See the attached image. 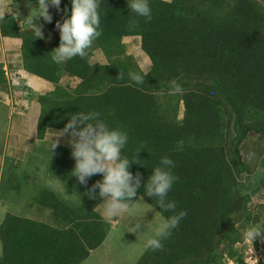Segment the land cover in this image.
Here are the masks:
<instances>
[{"label":"trees","instance_id":"trees-1","mask_svg":"<svg viewBox=\"0 0 264 264\" xmlns=\"http://www.w3.org/2000/svg\"><path fill=\"white\" fill-rule=\"evenodd\" d=\"M263 1L149 0L152 18L146 20L135 17L126 0H99L101 34L87 53L101 50L106 64H91L85 56L57 64L51 57L59 44L58 29L36 37V29L21 28L13 13L1 17L0 37L21 40L24 70L55 86L38 96L37 141L50 143L48 131L62 129L71 112H99L111 127L127 133L124 154L146 164H130L133 174H141L133 205L140 197L155 205V198L144 196L143 183L161 156L174 161L178 179L168 199L186 215L161 249L147 248L136 264H246L239 246L244 229L257 219L248 205L253 186L264 189V157L251 173L241 154L248 134L264 140ZM65 6L70 14V0H61L60 12L50 6L61 22ZM133 19L138 23L130 25ZM130 36L141 37V48L152 61L140 84L127 76L129 71L144 74L126 54L122 40ZM63 73L79 84L61 85ZM173 81L182 91L171 90ZM30 151H35L33 142L11 157L29 159ZM52 152L48 171L62 187L42 188L22 214L5 215L0 264H82L107 238L110 224L96 210L101 199L86 192L102 175L81 184L71 176L70 147L57 144ZM245 173L252 182L243 180ZM155 209L162 216L172 214Z\"/></svg>","mask_w":264,"mask_h":264},{"label":"rangeland","instance_id":"rangeland-1","mask_svg":"<svg viewBox=\"0 0 264 264\" xmlns=\"http://www.w3.org/2000/svg\"><path fill=\"white\" fill-rule=\"evenodd\" d=\"M36 6H38L37 2L31 0L18 3H13L12 0H0V20L2 16L13 13L21 28L36 29L38 26L43 35L52 34L53 25H56L58 20L61 21L60 16L49 7L51 21H44L42 17H33L39 11ZM122 41L126 47V54L133 57L143 72H149L152 61L141 49V37H124ZM11 42L14 45H10L6 39L0 37V67L5 73V82L0 85V226L8 212L22 214L27 205L23 202L24 199L29 198L33 201L41 187H61V185H55V180L48 173L51 165L50 156L53 154L49 148L50 143L37 141V119L40 114L37 94L40 93L37 89L30 87L24 79L25 75L22 74L21 40L13 39ZM85 57L92 64L107 63L106 56L99 49L93 50L92 54L87 53ZM79 82V79L67 73H63L60 80V84L67 88H74ZM54 88L52 84V90L48 93ZM183 111L184 107L181 105L179 119L183 118ZM54 132L59 130H49L45 139L51 141ZM52 138L56 139V137ZM59 141L58 145L70 147L65 137H60ZM32 142L35 151L29 152L31 154L29 159L21 160L20 156L16 159L11 157V153L16 154L20 146L31 147ZM25 152L27 150L22 153ZM241 154L243 160L249 164L250 172H255L264 157V140H261L258 135L248 134L241 144ZM249 177L251 174L242 175L245 181ZM41 180H48L49 185H39ZM248 181L252 182L251 179ZM248 206L252 214L257 217L255 222H250L249 225H257L264 230L263 188L255 189L253 186ZM134 207L135 215L125 211L118 217L110 218L102 214L101 204L96 206L110 227L103 245L92 251L82 264H136L138 262L147 249L144 246L145 241L155 235L154 226L160 221L162 214L155 208L150 209L153 207L141 197L136 200ZM140 216H143L141 217L142 230L133 231L132 225ZM248 228L244 229V234ZM242 246L239 248L243 250L246 264H264V233L256 235L253 239L245 235ZM1 251L0 240V254ZM226 264L239 263L228 260Z\"/></svg>","mask_w":264,"mask_h":264},{"label":"clouds","instance_id":"clouds-1","mask_svg":"<svg viewBox=\"0 0 264 264\" xmlns=\"http://www.w3.org/2000/svg\"><path fill=\"white\" fill-rule=\"evenodd\" d=\"M37 4L36 8L39 11L33 17H42L44 21L52 20V15L48 11L50 6L58 12L61 11V0H37ZM70 4V14L68 7L65 6L62 10V22L58 20L56 25H53V28H57L59 32V44L52 50L54 54L51 59L57 64H62L76 56L84 57L93 41L101 34L99 0H70ZM126 6L137 18L143 17L146 20L152 18L149 0H126ZM137 23L136 19L130 21V25ZM35 36L43 37L38 26H36ZM22 69L24 70L23 67ZM145 74V72L141 74L129 71L127 76L130 81L140 84L143 83ZM119 76L121 79L124 78L123 73ZM171 90L182 91L181 86L175 81L172 82ZM68 117L63 128L59 132H54L52 137L56 139L51 137L50 151L56 148L60 137H65L71 149L70 154L75 161L71 176H75L81 184H87L88 179L93 175H102L101 179L95 181L91 188L86 190L89 197L101 199L102 214L110 218L118 217L125 211L135 215L136 209L133 205L135 199L133 198L137 196V189L141 187V174L139 172L133 174L129 170L130 164L133 161L140 165L146 164L137 155L136 158L129 159L124 154L123 150L128 143L127 133L111 127L95 110L71 112ZM173 166L174 161L169 156H161L158 163L151 168L146 182L143 183L144 196L155 198V205L150 209L158 206L159 210L172 212L171 215L161 217L154 226L155 235L145 241V248L154 251L163 247V241L171 235L172 230L186 215L184 210L175 211L176 201L168 199V193L178 179L172 171ZM51 175L57 177L56 174L51 173ZM143 216L138 217L132 225L133 231L142 230L141 217ZM260 233H264V230L257 225H252L246 230L245 235L253 239Z\"/></svg>","mask_w":264,"mask_h":264},{"label":"crops","instance_id":"crops-1","mask_svg":"<svg viewBox=\"0 0 264 264\" xmlns=\"http://www.w3.org/2000/svg\"><path fill=\"white\" fill-rule=\"evenodd\" d=\"M170 1V0H169ZM4 39H6V41L10 44V45H14L11 41H13L12 38H9V37H5ZM5 69H6V65H5ZM22 74L25 75L24 79L26 82L29 83L30 87L34 88V89H37V91L40 93V94H45L49 91L52 90V83L43 79V78H40V77H37L35 75H31L29 74L28 72H26L25 70L22 71ZM32 120H34V117H32ZM11 155H13L11 153ZM49 175L52 177V179L55 180V185H60L61 181L59 178L55 177V176H52L49 172ZM39 185L41 186H44V185H49L48 184V180H41V182L39 183ZM62 187V186H61ZM60 187V188H61ZM43 188V187H41ZM44 188H49V189H58L59 187H44ZM23 202H32L31 199L29 198H25ZM96 210L99 212V210L96 208ZM100 213V212H99ZM101 214V213H100Z\"/></svg>","mask_w":264,"mask_h":264}]
</instances>
